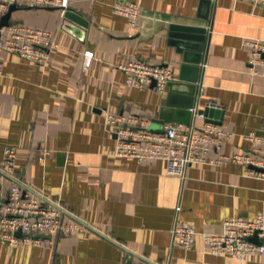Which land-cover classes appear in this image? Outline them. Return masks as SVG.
I'll use <instances>...</instances> for the list:
<instances>
[{"label":"crops","instance_id":"1","mask_svg":"<svg viewBox=\"0 0 264 264\" xmlns=\"http://www.w3.org/2000/svg\"><path fill=\"white\" fill-rule=\"evenodd\" d=\"M117 1L66 0L65 15L29 7L12 14L10 24L48 30L58 46L42 65L0 49V165L14 148V177L89 227L0 244V264H264L259 252L244 261L206 253L200 235L191 250L171 242L176 219L199 233H220L227 219L264 214V173L232 160L210 163L264 149L245 138L264 136V74L254 73L247 44L264 43V7L246 0H123L141 5L132 30L114 13ZM183 30L206 33L204 46L178 39ZM86 51L94 52L89 68ZM131 60L168 67L176 80L163 91L129 86L118 66ZM197 76L194 104L214 105L220 114L212 120L231 133L207 164L191 165L182 181L167 174L164 161L115 155L107 112L162 118L165 125L187 121Z\"/></svg>","mask_w":264,"mask_h":264},{"label":"built area","instance_id":"2","mask_svg":"<svg viewBox=\"0 0 264 264\" xmlns=\"http://www.w3.org/2000/svg\"><path fill=\"white\" fill-rule=\"evenodd\" d=\"M217 2V0H211ZM264 7V0H246ZM12 5L29 8H61L62 14L68 12L66 0H0V18L5 15ZM114 13L125 17L132 30L139 26L141 5L131 1H117L113 5ZM252 48L251 66L254 73L264 74V43L248 42ZM58 44L50 31L31 27L25 24H10L1 29L0 49L18 55L36 64L47 63L49 53ZM94 60V52L84 53V67L89 68ZM206 66V65H205ZM118 69L126 74L129 86L143 89L157 82V89L163 91L172 81L175 74L172 69L151 64L144 60H131L120 64ZM3 74V63L0 61V75ZM199 84V83H198ZM192 121L190 124L175 122L165 125L164 132L150 131L152 121L143 116H120L110 112L105 114V122L116 136L115 155L144 161H164L167 174L186 180L188 169L193 164H207L208 154L220 150L224 142L231 137L224 126L207 122L197 125L198 118L205 119L198 105L190 108ZM247 140L264 144V136L250 133ZM17 159L14 148L5 150L4 160L0 165V244L8 243L15 246L28 243L37 235H71L88 228V224L77 219L66 209L49 200L42 193L33 190L13 175ZM232 160L242 162L249 167L254 166L264 170V149L260 153L236 155L233 157L220 156V164ZM259 171L249 169V173ZM264 173V172H259ZM11 185L6 189L5 181ZM21 231L23 237L16 233ZM202 237L206 253L226 255L244 261L255 252L264 253V214L253 221L227 219L220 233H199L194 227L181 223L176 219L172 232V245H179L185 250L193 249L198 236ZM257 235L261 244L250 240Z\"/></svg>","mask_w":264,"mask_h":264},{"label":"water","instance_id":"3","mask_svg":"<svg viewBox=\"0 0 264 264\" xmlns=\"http://www.w3.org/2000/svg\"><path fill=\"white\" fill-rule=\"evenodd\" d=\"M22 8H25V6L12 5L9 8L8 12L4 16H2L0 18V30L2 28H4V27H7V26L10 25V21H11V17H12L13 12H15V11H17L19 9H22ZM205 34L206 33H203L202 36H200V35L199 36H196L197 34H193L189 30H183V31L179 32L178 39H180L183 42H186L187 41L190 44L192 42L200 43L202 45V47H203L204 46V43H205V37H206ZM190 81L192 83V90H193L192 91V96H191L192 97V100H191L190 104L186 107V109L188 110L189 119L187 121L181 122V123H184V124H190L191 123L192 114L190 112V108H192L194 106L195 96H196V90H197L198 76L195 77V78H193V79H191ZM156 85H157V82L154 81L152 83V86L155 87ZM200 113H203L205 115V117L208 119L207 120L208 122L222 124V121L212 120V118L215 117L214 115H216V119H217L218 115L220 114V110L219 109H216L214 105L211 104L210 106L206 107L204 110H200ZM164 126H165V121L162 118L154 119L152 121V123H151L150 131L151 132H154V133H162V132H164ZM251 167L253 169L259 171V172H264V170L261 169V168H257V167H254V166H251ZM16 235L18 237H23L24 236L21 231H18L16 233ZM36 237L37 238H42V237H44V235H37ZM250 240L252 242L256 243V244H261V240L258 238L257 235L252 236L250 238Z\"/></svg>","mask_w":264,"mask_h":264}]
</instances>
